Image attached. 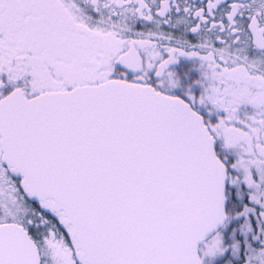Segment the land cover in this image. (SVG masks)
<instances>
[{
  "label": "snow or ice",
  "instance_id": "6c2138e0",
  "mask_svg": "<svg viewBox=\"0 0 264 264\" xmlns=\"http://www.w3.org/2000/svg\"><path fill=\"white\" fill-rule=\"evenodd\" d=\"M0 264H264V0H0Z\"/></svg>",
  "mask_w": 264,
  "mask_h": 264
}]
</instances>
